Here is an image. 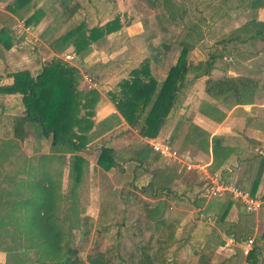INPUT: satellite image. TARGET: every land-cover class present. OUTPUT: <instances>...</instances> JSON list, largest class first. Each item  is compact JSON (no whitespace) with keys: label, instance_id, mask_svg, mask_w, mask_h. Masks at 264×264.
<instances>
[{"label":"trees","instance_id":"16d2710c","mask_svg":"<svg viewBox=\"0 0 264 264\" xmlns=\"http://www.w3.org/2000/svg\"><path fill=\"white\" fill-rule=\"evenodd\" d=\"M35 1L11 0L5 5V9L16 18L22 19L24 25L34 26L43 15L41 7L33 10ZM54 1L59 12L57 28L74 14L78 3L74 0ZM147 1L154 6V0ZM236 7L245 12L247 18L240 26L232 29L235 39H221L218 42L226 45V40H239L237 38L242 33L252 40L264 41V22L253 17L257 8L264 7V0H239ZM168 13L171 14L170 11ZM122 23L118 14L102 25L93 27H86L84 21H80L54 38L51 46L54 51L70 46L72 53L80 57L89 51L91 45H98L107 34L118 30ZM160 29L163 33L166 32V27L160 26ZM10 32L6 26L0 27V46L3 49L12 45ZM148 45L149 55L121 78L116 88L109 89L106 97L127 125L136 129L139 135L153 138L173 105L177 92L184 85L188 71L191 69L195 74H200L205 69L200 67V63L190 65L186 58V45L180 47L175 63L168 68V50L150 43ZM222 56L223 54L217 52L209 54L211 61ZM157 65L165 71L161 77L155 75ZM8 76L11 80L8 84L0 85V94L20 95L23 111L9 119L11 137L8 141L4 145L0 141V251L5 254L3 264H84L78 255V248L71 240L72 231L79 226L76 197L86 166L85 159L78 152L94 137L92 118L99 94L95 89L79 90L78 69L57 57L42 63L40 71L35 75L27 69H21L9 73ZM251 82L249 77L208 78L204 92L228 107L251 98ZM201 111L212 118L216 115L223 116V112L205 102ZM28 126L34 128L37 138L49 137V152L34 153L32 158L22 154L19 161L15 154V140L23 139ZM175 127L176 125L168 137L169 144L176 139ZM107 128V124H103L102 130ZM190 129L188 138L195 146L206 151L207 133L194 125L193 130ZM218 139L213 136L210 140V151L215 163L230 154L229 148L221 146ZM96 164L104 171L115 165L110 147L99 148ZM246 165L249 170H255L241 190L252 197L264 168V156L257 159L250 157L246 160ZM64 167L67 169L65 185L62 183ZM162 172L155 169L147 185L153 197H159L161 191L168 189L171 177L163 175ZM231 202L229 197L222 202L220 219L225 216ZM140 204L145 216L143 228L150 226L160 235L154 239L149 235L143 241L140 239L143 228L139 227L136 232L131 233V237L138 239L125 256L115 252L112 256L116 261H113L112 258H105L101 251L89 252L85 260L88 264H165L164 243L171 239L172 234L171 224L163 218L166 204L163 201L159 205L157 201L152 208L146 202ZM149 222L152 224L149 225ZM152 242L156 243L154 248ZM255 254H258V248L252 245L245 259L248 260L250 255ZM197 264L210 263L202 257Z\"/></svg>","mask_w":264,"mask_h":264},{"label":"rangeland","instance_id":"374dc122","mask_svg":"<svg viewBox=\"0 0 264 264\" xmlns=\"http://www.w3.org/2000/svg\"><path fill=\"white\" fill-rule=\"evenodd\" d=\"M7 1L10 2V0L0 2V18L7 14H4L5 12L2 11L5 9L4 5ZM74 1L76 3H78V1L81 2L83 4L82 9L77 12V14L73 15L70 20L68 19V21L57 28V17L59 12L54 0H36L34 2L33 10L41 7L43 9V15L40 17L37 25H34L35 27L31 30H29V26H20L19 23L17 24L14 22L15 19L13 17L6 15L11 18V20L8 21L11 22L9 30L12 32V37L13 34L15 35L18 33L15 42L16 46L14 47L15 51L11 52V58L15 57L18 61H22V65L19 63L14 66V69H17L16 71L22 67H27L32 74H36L40 71L41 67L38 69L35 68V60L38 61L40 66L43 61H47L52 57L63 60L64 53L72 52V48L69 46L61 51H54L51 46L52 40L80 21H84L86 27H93L102 25L115 14H118L121 22H127V24L130 22L135 23L132 25L133 28H131V25L122 23V26L118 30L110 32L103 40H100V43L97 45L99 51L96 49V58L102 60L108 59L109 50L129 47L136 54L135 58L132 57L134 59L133 61L140 63L142 58H139L138 55L140 53H147L149 55V43L153 46L155 45L159 48L161 47L168 50V58L166 60L174 57V61L177 58L180 47L186 45L189 48L190 42L193 39H197L196 42L198 43H196V45L198 48L200 47L202 51L203 48H207L208 51H214L220 47V44L217 42L221 33L224 31V33L230 34L233 28L240 26L247 18L245 12L239 7H236L239 0H154V6H151V3L147 0H91V2H87L89 4L86 3V0ZM88 5H91V7L89 8ZM168 11H170L171 14H169ZM208 15H211L213 19V26L210 22L207 23L206 26L205 21L202 20L203 16L206 17ZM158 20H161L160 24ZM160 26L166 27V32L163 33ZM204 28H207V30ZM204 30L206 31V35L202 41H200L201 37H199V33L198 36L197 33L193 36L194 31H198L203 35ZM138 34L139 36H136ZM227 47H229V45H227ZM90 50L91 48L89 51ZM197 53H199L198 49ZM84 55L75 57L73 60L67 61V63L76 68L78 66V59H81ZM193 57L195 56L192 55V58ZM186 58L188 59V55H186ZM226 60L228 61V58L222 61L226 62ZM138 63L134 67H136ZM164 72L163 70V73ZM262 79H264V75ZM82 80H84V78L80 79V82H82ZM90 84L85 80L84 87L80 88L78 84V89H92V84L91 86ZM85 85H87V87ZM104 95L106 97V93ZM258 101L262 106H257L256 108L259 107V109L258 112H255L261 116L260 113L262 112L260 111L264 112V96L258 99ZM7 102L11 105L12 100ZM182 102L183 99L178 97V102H174L173 104L174 110L178 107L182 108ZM12 105L14 107L12 108V113H22L23 107L21 102L19 106H17L15 102ZM92 119L94 125V116ZM3 122H5L4 129L0 128V141L3 142L2 145L11 137V126H5L7 123L6 121ZM180 128L182 131L186 129L187 133H190L189 129L190 131L193 130L192 125L189 126L188 123L184 124V126H180ZM174 131L178 134V125L174 128ZM5 132L6 134L4 135ZM190 135H192V132ZM218 137L220 138V136ZM180 138L181 137L170 145L179 154L183 152V158H181L180 161L176 159L173 161L180 162V167L184 169L182 164L183 161H196L191 159V155H194L196 152L195 149L199 147L194 145V147H196L195 149H186V151H182L179 142V140L181 141ZM235 138L237 137L235 136ZM49 142V137L37 138L34 128L28 126L25 128L23 139L15 140V145L17 147L15 154H17V157H19L18 160L20 161L22 154L32 158L35 156L34 153H48ZM96 143H88L85 146L86 148L84 147L85 149L83 148L78 152L85 159L86 166L83 179L78 186V195L76 197L79 226L72 231L71 240L78 248V255L84 261V264H88L85 261L86 254L94 251L103 252L105 258H112L113 261H116V258L112 256L115 252L125 256L126 252L131 249L132 244L138 239L137 237H131V233L136 232V229L139 227H144L145 216L140 202L150 204V208L156 203V199L150 201L144 198L148 191L145 183L150 179V172H141V168H136L138 166L135 164H133L135 165L133 168H131V166L127 167L129 164L126 165V168H123V162L116 168H111L107 171L102 170L96 164V157L99 152ZM184 143L192 145L193 141L188 138ZM248 145L249 142L246 143V148H250ZM36 147H38V149H35ZM259 150L260 152H258ZM122 152L125 155L135 152V150L130 147L128 150L123 149ZM64 156L66 157L67 155ZM262 156H264V142L258 145V149H251L250 152H244L240 155V158H244L245 162V160H248L250 157H256L257 159V157ZM236 158L237 160L239 159L238 156H236ZM118 159L120 158L116 157V160ZM1 161L2 159L0 158V162ZM19 161L17 165L20 164ZM173 161L171 162L170 160L168 162L167 168H165L166 171L164 170L163 173L168 177L173 174L179 176V174L182 173V177L189 179L193 184V191H191L193 196L187 197L188 191H184V193L180 192V195H173L176 193L174 191L178 189V184L177 182H173L172 178H170L171 180L169 181L167 191H161L163 194V196H159L161 198L166 197V194L172 195V197L166 201L164 199L159 200V205H162L163 201L166 204L163 210V218H165L164 220L166 221L168 220V223L171 224L170 226L172 227L171 239L164 243L163 257L165 264H197V261L202 257L213 264H241V260L238 258L239 256H231L232 254H230L231 251L228 245L225 247L223 246L222 249L217 248L219 240L227 238L224 231L228 229V222H230V220H224L226 216H224L223 219L219 218L222 202L227 200L226 193L211 197L203 195L206 179L204 175L205 172L202 173V171H206V168L200 161V169L197 168L195 171L186 174L182 172L183 170H181L178 165L174 166ZM236 162L235 160L228 161L226 162L225 168L218 171L213 162L214 164H209L206 173L211 176L216 174H210L209 171H211V173L219 172L223 182L231 181L230 183L234 184L236 187L242 188L251 178L252 171H254L255 168L254 170H249L246 163H244V165H238V162ZM240 165H243L241 168L243 173L241 175L240 173H236V168ZM65 169L66 167L63 168V172H65ZM63 172L62 183L65 185L66 178ZM172 187H177V189L172 191ZM219 197L222 198L219 199ZM131 212L133 213L132 215L130 214ZM245 217V220L241 223L240 231L232 233L234 238H236V236H245V238L251 237L254 239L253 245L264 242V221H262V226L259 227L261 230L254 232L255 223L253 217L248 214H246ZM226 223L228 224L226 225ZM151 224L152 223L149 222V225ZM165 230L166 229H162V231ZM95 234L97 235L95 236ZM149 235L154 239V237L160 234L152 230L149 226L146 227V229L143 228L142 238L140 239L144 241ZM152 245L154 248L156 243L152 242ZM0 260V264H2V256H0ZM261 264H264L263 261H261Z\"/></svg>","mask_w":264,"mask_h":264},{"label":"crops","instance_id":"0c3cea01","mask_svg":"<svg viewBox=\"0 0 264 264\" xmlns=\"http://www.w3.org/2000/svg\"><path fill=\"white\" fill-rule=\"evenodd\" d=\"M2 1L4 0H0V2ZM88 1L91 2V0H86V3ZM8 3L9 1L5 2V5ZM78 4H79V8L74 12L73 15L77 14V12H79L82 9L83 4L79 1ZM90 7L91 5L89 6V8ZM2 11L5 12L4 14L7 13L6 15L13 17L15 19L14 22H16L17 24L20 23L21 21L23 22L22 19H18V18L16 19V17L10 14L6 9ZM254 12H255V15L253 16L254 19L257 21L264 22V7L257 8ZM6 15L2 16L4 18L2 17L0 18V27L6 26L9 29L11 22L8 20H11V18H9ZM72 16L69 18V20L72 18ZM202 20L205 21L206 26L207 23L209 22L213 26V21H212L213 19L211 15H208L206 17L203 16ZM131 23L132 22L128 23L127 25H131V28H133L132 25H134L135 23L132 24ZM35 26H29L30 28L29 30L33 29V27ZM204 29L207 30V28ZM11 33L12 32H10L9 34L12 39V45L10 46V48L3 49L0 46V85L8 84L10 82L11 79L8 76V74L17 70L14 69L15 65H18L19 63L22 65L21 60L18 61V59L15 57L11 58L12 56L11 52L15 51L14 47L16 46L15 42L17 40L16 37L18 35V33H16L15 35L13 34L12 37ZM196 33L197 36L199 33V37H201L200 41H202L204 36L206 35L205 30L203 35L200 34V32L198 31L196 32L194 31L193 36H195ZM224 34L226 33H224L223 31L218 40L222 39L223 41H225L224 39H228V38L235 39V35H233V33L226 35ZM236 35H237V31H236ZM136 36H139V34ZM237 39L239 40H231L229 42H227L226 40V45L217 42L220 44V47L214 51H208L207 48H203L202 51V49L200 47L198 48L196 45V43H198L196 42L197 39L191 40L190 42L191 44L189 45L187 51V55H188L187 61L190 63L191 66H195L198 63H200L201 64L200 67H203L205 71L200 74H195L191 69L188 71L184 81V85L180 88L179 92L177 93L176 99L174 101L176 103L178 102V97L182 98L183 107L182 108L178 107L176 110H174V105L171 106L157 135L153 138L143 137L139 135L136 129L131 128L129 125H127V123L122 119L120 114L115 110L113 104L104 95L109 89L116 88L117 82L121 78L125 77L129 73V71L132 68H134V66L138 63L133 61L134 60L133 58H135L136 54L131 48L124 47L122 49L109 50L108 52L109 58L102 60L96 58V53H97L96 49L98 50L99 47L96 44L91 45V50L83 57H81V59H78L77 62L78 68L76 67L78 69L80 79L84 78L82 82L79 81L80 88L84 87L83 85L85 83V80L89 79L87 83L88 84L91 83L92 86L91 84L90 86L92 87V89H95L99 94V99L95 106L96 108L94 114V125L92 128L94 137L91 139L89 143L93 144L98 142L96 143L97 148H100L101 146H106L112 149L113 159L115 161V165L112 167V169L118 167L120 163L123 162L122 165L123 168H126L127 164H129L127 167L131 166V168H133L136 165L138 166L136 168L139 169L141 168L140 169L141 172L149 171L151 178L152 172L155 169L158 172L160 171L164 172V170L166 171L165 168H167V164L170 160L154 152L151 149L149 143L154 140L165 141L168 143L167 141L168 137L170 136L173 127L176 124V127L177 125L179 126V131L178 134L176 133V139L174 142H176L177 139L181 137L180 138L181 141L179 140V142H180V146L182 147L181 149L182 151H186V149L189 150L195 149L196 147H194V144L189 145L184 143L188 139V133L186 130L187 127L184 131H182L180 126L182 125L184 126V124L188 123L189 126L194 125L199 129L205 131L208 135L207 136L208 150L205 151L200 148L195 149L196 152L194 155L193 154L191 155V153L189 152L191 155V159L200 161L206 168V171L209 164L211 165L215 163L212 159V155L210 151V140L213 136L215 137L220 136V138L218 137L219 144L221 146H227L230 150V154L227 155L228 157L226 156L225 159L214 164L217 167L216 168L217 171L225 168L226 162L232 160L237 161L238 165L239 164L244 165V163H246V160L244 162V158H240V155H242L244 152L245 153L248 151L250 152L251 149L253 150L258 149V145L264 142V112L260 111L262 113H260L261 116H259L257 113L259 107L256 108L257 106H262V104H259L258 99L264 96V89H263L264 79H262L264 75V41L252 40L250 38H247V36H245L243 33L240 34ZM227 45H229V47H227ZM197 49L199 50V53H197ZM214 52L223 54V56L221 58H215L213 61H211L209 58V54ZM147 55H148L147 53H140L138 57L143 59ZM192 55L195 57L192 58ZM167 58H168V51L166 55V59ZM225 58H228V61L227 60L226 62L222 61L223 59L225 60ZM169 60H166V64L169 61V63L166 65V68H168L170 65H173L175 63L174 57H171V59ZM45 62L46 61H43V63ZM34 65L35 68L37 69L41 67L37 60L34 61ZM23 68L27 69V67H22L18 70H21ZM27 70L29 71V69ZM154 71H155V75L159 77H161L164 74L162 67L158 65L155 67ZM160 72H162L163 74ZM222 76L249 77V79H251L252 81L251 87L253 88V95L251 96V98L247 101H244L243 103H233L230 106L226 107L221 101L208 97L204 92V86L206 80L208 78L214 79V78H220ZM85 86L87 87V85ZM10 100H12L13 102V103L11 102V105L8 104L7 102ZM14 102L17 106H19L20 95L0 94V128L1 129H4L5 122L3 121H6L7 123L5 124V126L10 125L9 119L12 116L20 115L19 113H15V114L12 113V108H14L12 104H14ZM204 102L206 104L213 105L215 108L223 112V116L219 117V115H216L214 118H212L206 115L204 112L201 111V107L203 106ZM218 117L219 119H217ZM103 124H107L108 128L102 130ZM5 134L6 132L4 133V135ZM235 136L237 138H235ZM248 142H249L248 146L250 148H246V143ZM144 144H147V146H145ZM130 147L134 148L135 152L127 153L124 155L122 150L123 149L128 150ZM36 148L38 149V147ZM258 152H260V150ZM236 156L239 157L238 160ZM116 157L120 159L116 160ZM172 161L173 160H171V162ZM173 162H174V166L178 165L180 167L181 164L180 162L177 161H173ZM243 165H240L236 168L237 174L240 173L241 175L243 173V170L241 169ZM180 169L183 170L182 172L185 174L191 172L182 169V167H180ZM209 172L210 174L215 173L218 176L219 181L223 182L221 176L219 175V172H213V173H211V171ZM66 173H67V169H65V172H63L65 178H66ZM176 175L177 174H173L170 176L173 182H177L178 184V189L177 187L171 188L172 191L177 189L176 191H174L176 193L173 195H180L181 193H184V191L186 192L188 191L187 197L189 196L192 197L193 196L191 194V191H193L192 182L189 179H185L184 177H182V173L179 174V176ZM149 180L150 179H148V181L145 183V186L147 187L148 191L146 193V196H144V198L149 199L150 201L156 199L157 202L161 199H164L166 201L170 197H172V195L170 196L167 194L166 197H162V198L151 196L149 188L147 186ZM230 182L225 181L223 183H230ZM263 183H264V168L260 174L259 182L255 194L252 197L250 196L251 198L260 201V206L257 209L253 211H247L242 201L231 199L232 201L231 205L227 210L225 214L226 217L224 219V220H230V222H228L229 224L226 223V225L228 224L229 226L228 229L224 231L227 238H225L224 240L220 239L219 242L217 243V248H221V249L223 248V246L225 247L226 245H228L231 251L230 254H232L231 256L234 257L239 256L238 258H240L239 260H241V264H261V261H263L264 263V242L255 244V246L258 248V254H255L254 256L250 255V257L248 258L249 260H245L246 254L243 253V250L245 248L251 249L254 243V239L251 237L245 238V236L242 237L236 236V238H234V235L232 234L235 231H240L239 229L241 228V223L245 220L246 214L251 215V217H253V221L255 223L254 232H258V230H261V228L259 227L262 226L261 225L262 221H264V197H262V193L264 192ZM238 188L241 190V187ZM242 191L247 193L243 189ZM161 195L163 196L162 193L159 196ZM226 195H227L226 197L230 198V195L228 193H226ZM220 198L222 197H219V199ZM130 214L132 215L133 213L131 212ZM249 239L251 240V243L247 244V240ZM4 255H5L4 252L0 251V256L3 257L2 264L4 263ZM208 262L210 264H213L210 261Z\"/></svg>","mask_w":264,"mask_h":264},{"label":"built area","instance_id":"2783aa9c","mask_svg":"<svg viewBox=\"0 0 264 264\" xmlns=\"http://www.w3.org/2000/svg\"><path fill=\"white\" fill-rule=\"evenodd\" d=\"M19 24L20 26H24L22 21ZM63 56H64V59H63L64 61H71L76 57L72 52H66L64 53ZM87 81H89V79H87ZM149 144H150L151 149L154 152L160 154L166 159H169V160L176 159L177 161H180V159L183 158L182 157L183 152L179 154L165 141L154 140L150 142ZM182 164L186 171H195V169L197 168L200 169L199 161L196 162L192 160H186V161H183ZM202 173H204L205 179H206L203 195L211 197V196L219 195L221 193H228L230 195V199L242 201L247 211H253L260 206L259 200L249 197L247 193L240 190L234 184L220 182L217 175L209 176L206 173V171H202ZM250 243H251V240L250 239L247 240V244H250ZM248 251L249 249L245 248L243 250V253L247 254Z\"/></svg>","mask_w":264,"mask_h":264}]
</instances>
